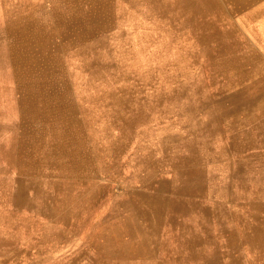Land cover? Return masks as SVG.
<instances>
[{
    "label": "rangeland",
    "instance_id": "rangeland-1",
    "mask_svg": "<svg viewBox=\"0 0 264 264\" xmlns=\"http://www.w3.org/2000/svg\"><path fill=\"white\" fill-rule=\"evenodd\" d=\"M230 2L0 0V264H264V0Z\"/></svg>",
    "mask_w": 264,
    "mask_h": 264
},
{
    "label": "bare ground",
    "instance_id": "bare-ground-1",
    "mask_svg": "<svg viewBox=\"0 0 264 264\" xmlns=\"http://www.w3.org/2000/svg\"><path fill=\"white\" fill-rule=\"evenodd\" d=\"M93 1H95V0H93ZM105 1V0H104ZM114 1V0H113ZM160 0H152V2L154 3V5L155 6H160V7H163L164 9H166L168 12H170V10H173V9H180V10H183V11H190V12H192L194 15H196L197 17L198 16H208V15H211L212 13H214V14H217V15H228V14H230V11H228L227 9L228 8H226V6H225V1L226 0H172V2H165V3H158ZM228 1H231L232 3H233V5H234V9H235V11H236V8L237 9H239V10H242V9H245V8H247V7H250V6H252L253 4H255V3H257L258 2V0H228ZM99 2V1H98ZM230 2V3H231ZM102 3H104L103 1H102ZM110 4V3H109ZM228 4V3H227ZM91 5V4H90ZM104 6V5H103ZM229 6V5H228ZM93 7V6H92ZM91 7V8H92ZM96 7V6H95ZM109 8H110V6H108ZM94 8V7H93ZM97 8V7H96ZM101 8H102V6H101ZM97 9H99L100 10V8H97ZM4 10V9H3ZM108 10V9H107ZM232 10H233V8H232ZM93 11H95V10H93ZM106 10H104V12H105ZM110 11V10H109ZM95 12H99V11H95ZM107 12V11H106ZM189 12V13H190ZM102 13H103V11H102ZM236 13V12H235ZM90 14V13H89ZM89 14H88V16H89ZM95 14V13H94ZM109 14V13H108ZM23 16L24 15H22V18H23ZM26 17V16H25ZM90 17V16H89ZM258 17V16H257ZM86 18H84L83 20H85ZM109 19H112V18H110L109 17ZM115 19V18H114ZM18 20V19H17ZM81 21H82V19H80V23H81ZM189 22H192V19H190V20H188ZM22 22V21H21ZM85 22V21H84ZM90 23H92V24H104V21H102V19H100V18H97V19H94V20H91V21H89L88 22V24H90ZM28 28V27H27ZM137 30V29H136ZM33 32H35V31H33ZM37 32V31H36ZM35 32V33H36ZM30 34V33H29ZM144 34V33H143ZM38 35H40V34H38ZM14 37V36H13ZM218 38H220L221 40H223V39H226V38H229L230 37V35L227 33V34H225V35H220V36H217ZM33 38V37H32ZM108 38H109V36H108ZM36 39V38H35ZM50 40V39H49ZM48 40V41H49ZM71 40V39H70ZM134 40H135V38H134ZM5 41H7V40H5ZM38 41V40H37ZM51 41V40H50ZM54 41V40H53ZM112 42V41H111ZM30 43V42H29ZM48 43V42H47ZM94 43V42H93ZM16 44V43H15ZM75 44V43H74ZM97 44V43H96ZM118 44V43H117ZM152 44V43H151ZM110 45V44H109ZM2 46V45H1ZM0 46V47H1ZM39 46V45H38ZM74 46V45H73ZM93 46V45H92ZM102 46V45H101ZM105 46V45H104ZM136 46V45H135ZM6 47V46H5ZM18 47H19V45H18ZM30 47V46H29ZM35 47V46H34ZM44 47V46H43ZM100 47V46H99ZM152 46H150V48H151ZM7 48V47H6ZM3 49H4V47H3ZM24 49H26V48H24ZM55 49V48H54ZM60 49V48H59ZM64 49V48H63ZM100 49V48H99ZM109 49V48H108ZM26 50H28V49H26ZM34 50V49H33ZM57 50V49H56ZM61 50V49H60ZM111 50V49H110ZM146 50V49H145ZM9 51V50H8ZM54 51V50H53ZM148 51V50H147ZM26 52V51H25ZM36 52V51H35ZM40 52V51H39ZM52 52V51H51ZM62 52V51H61ZM64 52V51H63ZM27 53V52H26ZM28 53H30V54H32V52H28ZM58 53V52H57ZM86 53V52H85ZM94 53V52H93ZM109 53V52H108ZM13 54V53H12ZM87 54H90V53H87ZM122 54V53H121ZM157 54V53H156ZM3 55H5V54H2V56ZM69 55V54H68ZM81 55V54H80ZM82 55H83V53H82ZM97 55V54H96ZM95 55V56H96ZM105 55H106V53H105ZM11 56V55H10ZM32 56V55H31ZM57 56V55H56ZM87 56V55H86ZM94 56V55H93ZM65 57V56H64ZM68 57V56H67ZM81 57V56H80ZM88 57V56H87ZM117 57V56H116ZM135 57H136V55H135ZM140 57V56H139ZM5 58V57H4ZM11 58V57H10ZM89 58V57H88ZM112 58V57H111ZM45 59V58H44ZM48 59V58H47ZM46 59V60H47ZM57 59V58H56ZM113 59V58H112ZM111 59V60H112ZM14 60V59H13ZM67 60V59H66ZM77 60V59H76ZM75 60V61H76ZM144 60V59H143ZM36 61V60H35ZM53 61V60H52ZM183 61V60H182ZM12 62V61H11ZM10 62V63H11ZM44 62V61H43ZM83 62V61H82ZM115 62V61H114ZM10 63H8V64H10ZM50 63V62H49ZM76 63V62H75ZM12 64H13V62H12ZM32 64V63H31ZM35 64H36V62H35ZM78 64V63H77ZM46 65H48V64H46ZM153 65H154V63H153ZM44 66H45V64H44ZM48 66H50V65H48ZM47 66V67H48ZM55 66V65H54ZM81 66V65H80ZM29 67V66H28ZM59 67H61V66H59ZM77 67V66H76ZM82 67V66H81ZM160 67V66H159ZM46 68V67H45ZM50 68V67H49ZM123 68V67H122ZM126 68H128V67H126ZM37 69V68H36ZM78 69V68H77ZM121 69V68H120ZM49 70V69H48ZM51 70V69H50ZM50 70H49V72H50ZM81 70V69H80ZM116 70V69H115ZM56 71V70H55ZM171 71V70H170ZM52 72H53V69H52ZM57 72V71H56ZM118 72V71H117ZM206 72V71H205ZM207 73V72H206ZM73 74V73H72ZM101 74V73H100ZM106 74H107V72H106ZM117 74V73H116ZM108 75H109V73H108ZM104 76H106V75H104ZM110 76V75H109ZM113 77V76H112ZM75 78V77H74ZM108 78V77H107ZM73 79V78H72ZM166 79H167V77H166ZM66 80V79H65ZM128 80H130V79H128ZM155 80H156V78H155ZM170 80V79H169ZM73 81V80H72ZM141 81V80H140ZM150 81V80H149ZM160 81V80H159ZM158 81V82H159ZM164 81V80H163ZM39 82V81H38ZM41 82V81H40ZM50 82V81H49ZM54 82V81H53ZM74 82V81H73ZM113 82V81H112ZM117 82V81H116ZM128 82V81H127ZM126 82V83H127ZM139 82V81H138ZM145 82V81H144ZM206 82V81H205ZM257 82V81H256ZM31 83V82H30ZM33 83V82H32ZM56 83V82H55ZM66 82L64 81V82H62V84H65ZM258 83V82H257ZM24 84H25V82H24ZM28 84V83H27ZM36 84V83H35ZM46 84H48V82H46ZM54 84V83H53ZM69 84V82H67V85ZM73 84V83H72ZM140 84V83H139ZM31 86H32V84H30ZM41 85H43V83L41 84ZM70 85V84H69ZM114 85H116V84H114ZM120 85V84H119ZM27 86V85H26ZM35 86V85H34ZM44 86H45V84H44ZM141 86V85H140ZM139 86V87H140ZM217 86V85H216ZM51 87H54V86H51ZM50 87V88H51ZM79 87V86H78ZM113 87V86H112ZM168 87V86H167ZM49 88V87H48ZM71 88V87H70ZM109 88H111V87H109ZM138 88V87H137ZM48 90V89H47ZM57 90H58V88H57ZM128 90V89H127ZM44 91V90H43ZM43 91H41V92H43ZM46 91V90H45ZM44 91V92H45ZM74 91H75V89H74ZM205 91V90H204ZM254 91V90H253ZM58 92V91H57ZM59 93V92H58ZM63 93L64 92H62V95H63ZM29 94V93H28ZM174 94V93H173ZM172 94V95H173ZM177 94V93H176ZM179 94V93H178ZM209 94V93H208ZM58 95V94H57ZM61 95V96H62ZM213 95V94H212ZM56 96V95H55ZM166 96V95H165ZM251 96V95H250ZM35 97V96H34ZM48 97V96H47ZM65 97V96H64ZM117 97V96H116ZM49 98H52V99H55V97H54V95H50L49 96ZM57 98V97H56ZM67 98V97H66ZM166 98V97H165ZM121 99V98H120ZM40 101V100H39ZM68 101V100H67ZM121 101V100H120ZM22 102H24L25 104H34L35 102H37V101H35V99H32V97L30 96V95H26V96H24V98H23V100H22ZM43 102V101H42ZM44 103V102H43ZM62 103V102H61ZM69 103V102H68ZM67 103V104H68ZM174 103V102H173ZM20 105V104H19ZM26 105V106H27ZM30 106V105H29ZM28 106V107H29ZM126 106V105H125ZM123 108H125V107H123ZM158 108V107H157ZM20 109V108H19ZM30 109H31V107H30ZM66 109V108H65ZM97 109V108H96ZM58 110H59V107H58ZM63 110V109H62ZM61 110V111H62ZM70 110V109H69ZM133 110V109H132ZM39 111V110H38ZM60 111V110H59ZM34 112V111H33ZM65 112H66V110H65ZM97 112V111H96ZM121 112V111H120ZM123 112V111H122ZM149 112V111H148ZM60 113V112H59ZM62 113V112H61ZM72 113V112H71ZM177 113V112H176ZM192 113V112H191ZM36 114V113H35ZM39 114H40V112H39ZM63 114V117H64V113H62ZM144 114V113H143ZM5 115V114H4ZM13 115V114H12ZM71 115V114H70ZM195 115V114H194ZM95 116H97V115H95ZM193 116V115H192ZM16 117V116H15ZM21 117V116H20ZM59 117V116H58ZM66 118H67V114H66ZM97 118V117H96ZM105 118V117H104ZM191 118V117H190ZM215 118V117H214ZM5 119V118H4ZM21 119V118H20ZM137 119V118H136ZM161 119V118H160ZM105 120V119H104ZM103 120V121H104ZM189 120H191V119H189ZM19 121V120H18ZM64 121H65V119H64ZM91 121V120H90ZM141 121H143V120H141ZM66 122V121H65ZM137 122V121H136ZM100 123V122H99ZM140 123V122H139ZM139 123H137V124H139ZM201 123V122H200ZM27 124V123H26ZM105 124V123H104ZM157 124H159V123H157ZM73 125V124H72ZM97 125V124H96ZM69 126H70V124H69ZM105 126V125H104ZM26 127V126H25ZM60 127V126H59ZM68 127V126H67ZM103 127V126H102ZM61 128V127H60ZM70 128H71V126H70ZM73 128V127H72ZM74 128H75V126H74ZM105 128V127H104ZM191 128V127H190ZM59 129V128H58ZM68 129V128H67ZM209 129V128H208ZM61 130V129H60ZM101 130V129H100ZM132 130H134V129H132ZM217 130V129H216ZM56 131V130H55ZM63 131V130H62ZM65 131V130H64ZM77 131V130H76ZM75 131V132H76ZM99 131V130H98ZM67 132V131H66ZM101 132V131H100ZM100 132H99V134H100ZM196 132V131H195ZM215 132V131H214ZM213 132V133H214ZM65 133V132H64ZM104 133V132H103ZM108 133H110V132H108ZM132 133V132H131ZM217 133V132H216ZM215 133V134H216ZM221 133V132H220ZM72 134V133H71ZM179 134V133H178ZM9 135V134H8ZM76 135V134H75ZM78 135V134H77ZM110 135V134H109ZM184 135V134H183ZM101 136V135H100ZM108 136V135H107ZM111 136V135H110ZM131 136V135H130ZM68 137V136H67ZM111 138V137H110ZM109 138V139H110ZM61 139V138H60ZM59 139V140H60ZM106 139V138H105ZM168 139V138H167ZM58 140V139H57ZM103 140V139H102ZM129 140V139H128ZM81 141V140H80ZM106 141V140H105ZM108 141V140H107ZM161 141V140H160ZM172 141V140H171ZM61 142V141H60ZM63 142V141H62ZM109 142H110V140H109ZM79 144H81V143H79ZM106 144V143H105ZM122 144V143H121ZM128 144V143H127ZM175 144V143H174ZM58 145V144H57ZM57 145H55V146H57ZM64 145V144H63ZM110 145V144H109ZM172 145V144H171ZM68 146V145H67ZM119 146H120V144H119ZM118 146V147H119ZM125 146V145H124ZM20 147H21V145H20ZM60 147V146H59ZM70 147V146H69ZM121 147V146H120ZM82 148H83V146H82ZM116 148V147H115ZM190 148V147H189ZM23 149V148H22ZM61 149V148H60ZM78 149V148H77ZM84 149V148H83ZM97 149V148H96ZM156 149H157V147H156ZM186 149V148H185ZM193 149V148H192ZM58 150H59V148H58ZM75 150V149H74ZM102 150V149H101ZM108 150V149H107ZM106 150V151H107ZM119 150V149H118ZM223 150V149H222ZM228 150V149H227ZM77 151V150H76ZM217 151V150H216ZM66 152V151H65ZM124 152V151H123ZM107 153V152H106ZM112 153V152H111ZM84 154H85V152H84ZM108 154V153H107ZM116 154V153H115ZM184 154V153H183ZM65 155V154H64ZM71 155V154H70ZM191 155V154H190ZM63 156V155H62ZM66 156V155H65ZM188 156V155H187ZM80 157V156H79ZM84 157V156H83ZM137 158V157H136ZM141 158V157H140ZM139 158V159H140ZM150 158H152V157H150ZM192 157L190 156V159H191ZM198 158V157H197ZM74 159V158H73ZM76 159V158H75ZM81 159V158H80ZM116 159H117V156H116ZM142 159V158H141ZM193 159V158H192ZM202 159V158H201ZM174 160V159H173ZM176 160V159H175ZM181 160V159H180ZM186 160V159H185ZM143 161H145V160H143ZM210 161V160H209ZM65 162H67V160L65 161ZM138 162V161H137ZM149 162V161H148ZM159 162V161H158ZM182 162V161H181ZM199 162V161H198ZM229 162V161H228ZM228 162H226V163H228ZM80 163V162H79ZM86 163H87V161H86ZM119 163H120V160H119ZM122 163V162H121ZM146 163H147V161H146ZM200 163V162H199ZM198 163V164H199ZM158 164V163H157ZM175 164V163H174ZM183 164V163H182ZM191 164V163H190ZM189 164V165H190ZM193 164V163H192ZM224 164V163H223ZM86 165V164H85ZM84 165V166H85ZM145 165V164H144ZM156 165V164H155ZM185 165V164H184ZM188 165V166H189ZM226 165V164H225ZM228 165H229V163H228ZM116 166V165H115ZM183 166V165H182ZM187 166V165H186ZM195 166V165H194ZM221 166V165H220ZM65 167V166H64ZM67 167H69V166H67ZM83 167V166H82ZM81 167V168H82ZM118 167V166H117ZM153 167H154V165H153ZM217 167V166H216ZM78 168V167H77ZM80 168V167H79ZM185 168V167H184ZM64 169V168H63ZM85 169V168H84ZM118 169V168H117ZM120 169H121V167H120ZM156 169V168H155ZM200 169V168H199ZM203 169V168H202ZM180 170V169H179ZM185 170V169H184ZM184 170H182V171H184ZM206 170V169H205ZM89 172V171H88ZM204 172H206V171H204ZM210 177V176H209ZM137 178V177H136ZM203 178H204V176H203ZM204 179H206V178H204ZM207 179H208V177H207ZM206 179V180H207ZM216 178L214 177V180H215ZM149 180V179H148ZM169 181V180H168ZM202 181V180H201ZM149 183V182H148ZM170 183V182H169ZM177 183H178V181H177ZM192 183V182H191ZM194 183H197V182H194ZM202 183V182H201ZM173 184V183H172ZM171 184V185H172ZM216 184V183H215ZM143 185V184H142ZM145 185V184H144ZM174 185V184H173ZM176 185H178V184H176ZM176 185H174V187L176 186ZM180 185V184H179ZM212 185V184H211ZM223 185V184H222ZM22 188H23V186H21ZM168 188V187H167ZM225 188V187H224ZM170 189V188H169ZM196 190V189H195ZM205 190V189H204ZM13 191V190H12ZM21 191H23V190H21ZM154 191V190H153ZM191 191V190H190ZM219 192H220V190H219ZM20 193L21 192H19V195H20ZM147 193V192H146ZM163 193V192H162ZM181 193V192H180ZM216 193V192H215ZM142 194V193H141ZM149 194V193H148ZM161 194V193H160ZM159 194V195H160ZM201 194H203V193H201ZM220 194H222V193H220ZM13 195V194H12ZM158 195V196H159ZM186 195V194H185ZM207 195V194H206ZM149 196V195H148ZM189 196V195H188ZM191 196V195H190ZM195 197H196V195H194ZM225 197V196H224ZM157 198V197H156ZM203 198V197H202ZM106 199V198H105ZM104 199V200H105ZM186 199V198H185ZM189 199V198H188ZM191 199V198H190ZM222 200H224V199H222ZM226 200V199H225ZM115 201V200H114ZM158 202H159V200H158ZM105 205H106V203H105ZM140 205V204H139ZM160 205V204H159ZM224 207V206H223ZM143 209V208H142ZM138 212H141V211H138ZM140 214V213H139ZM104 215V214H103ZM102 217V216H101ZM157 217H158V214H157ZM99 218V217H98ZM143 218H144V216H143ZM146 218V217H145ZM89 220V219H88ZM100 220H102V219H100ZM99 220V221H100ZM151 220H152V218H151ZM157 220V219H156ZM153 221V220H152ZM96 222V221H95ZM148 223V222H147ZM152 224V223H151ZM160 224H161V222H160ZM149 227V226H148ZM156 227H157V225H156ZM156 229V228H155ZM151 230V229H150ZM191 230V229H190ZM157 231V230H156ZM176 231V230H175ZM160 235V234H159ZM190 235V234H189ZM186 236V235H185ZM190 237H191V235H190ZM148 238V237H147ZM174 239V238H173ZM179 246V245H178ZM193 246V245H192ZM156 246H154V248H155ZM176 248V247H175ZM178 248V247H177ZM92 250V249H91ZM187 250H188V248H187ZM131 251H136L135 253H137V254H139V255H141L142 257H145V258H147V259H151V260H153L154 258H153V253L151 252V251H148V250H136V249H132L131 248V246H128V248H126V249H123V252L122 251H120V253H118V254H120L121 256H123V255H125V254H127V253H129V252H131ZM175 251H177V250H175ZM191 251V250H190ZM189 252V251H188ZM156 253V252H155ZM178 253H179V251H178ZM108 254L109 255H112V254H115V255H117V251L115 252L114 250H113V248H111L110 249V251H108ZM165 254V253H164ZM188 254V253H187ZM163 255V254H162ZM178 255V254H177ZM163 257H165V256H163ZM189 257H193V256H189ZM91 258H93V257H91ZM139 260V259H138ZM142 260H144V259H142ZM146 260V259H145ZM155 260V259H154ZM99 261V260H98ZM124 262V261H123ZM133 262V261H132ZM135 262H137V261H135ZM141 262V261H140ZM95 263V262H94ZM151 263H153V262H151ZM130 264H131V262H130ZM142 264V263H141Z\"/></svg>",
    "mask_w": 264,
    "mask_h": 264
},
{
    "label": "crops",
    "instance_id": "crops-1",
    "mask_svg": "<svg viewBox=\"0 0 264 264\" xmlns=\"http://www.w3.org/2000/svg\"><path fill=\"white\" fill-rule=\"evenodd\" d=\"M107 252H108V251H107ZM122 252H123V250H122ZM118 253H120V251H117V254H118ZM148 260H149L150 262H153V263L155 262V261H152L151 259H148Z\"/></svg>",
    "mask_w": 264,
    "mask_h": 264
}]
</instances>
